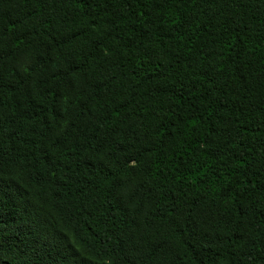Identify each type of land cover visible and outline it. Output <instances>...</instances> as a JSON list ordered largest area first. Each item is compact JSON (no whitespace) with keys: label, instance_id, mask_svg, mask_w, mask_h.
<instances>
[{"label":"trees","instance_id":"16d2710c","mask_svg":"<svg viewBox=\"0 0 264 264\" xmlns=\"http://www.w3.org/2000/svg\"><path fill=\"white\" fill-rule=\"evenodd\" d=\"M0 264H264V0H0Z\"/></svg>","mask_w":264,"mask_h":264}]
</instances>
